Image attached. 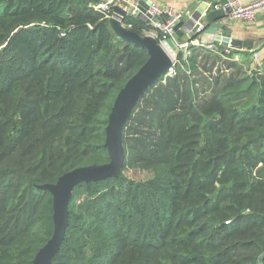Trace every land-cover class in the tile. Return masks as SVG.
Here are the masks:
<instances>
[{
    "label": "trees",
    "instance_id": "16d2710c",
    "mask_svg": "<svg viewBox=\"0 0 264 264\" xmlns=\"http://www.w3.org/2000/svg\"><path fill=\"white\" fill-rule=\"evenodd\" d=\"M100 4L0 0V264H33L52 238L53 196L39 187L110 163L109 115L149 54ZM190 51L133 111L119 178L75 188L52 264H264V67L227 75L232 63L214 71L208 55L198 68Z\"/></svg>",
    "mask_w": 264,
    "mask_h": 264
},
{
    "label": "water",
    "instance_id": "95a60500",
    "mask_svg": "<svg viewBox=\"0 0 264 264\" xmlns=\"http://www.w3.org/2000/svg\"><path fill=\"white\" fill-rule=\"evenodd\" d=\"M135 3L138 4L139 15L136 18L139 21L147 24L159 21V18L146 14L151 6L147 0H120L113 6V17L109 19L112 30L123 42H131L147 50L149 59L119 92L109 115L106 147L110 154V163L78 168L63 175L56 184L39 187L40 190L49 191L53 196L55 230L52 238L37 253L33 264H52L53 259L59 254L69 226V205L75 188L82 183L101 182L111 177L119 178L126 158L123 144L124 128L141 99L173 68L172 59L157 39L147 35L141 36L124 25V20L129 17L128 11ZM207 10V3L201 4L189 19L176 26L177 34L188 35L189 42L199 38L204 46L216 44L235 50L248 48V43L231 39L227 32L228 26L223 24L225 14L222 11H210L203 16Z\"/></svg>",
    "mask_w": 264,
    "mask_h": 264
},
{
    "label": "built area",
    "instance_id": "2783aa9c",
    "mask_svg": "<svg viewBox=\"0 0 264 264\" xmlns=\"http://www.w3.org/2000/svg\"><path fill=\"white\" fill-rule=\"evenodd\" d=\"M119 1L120 0H107L106 3L100 4L95 8L105 13L106 17L110 19L113 17V6L119 3ZM137 5V3L132 4L128 11L129 16L137 17L139 15ZM209 7L213 11H222L225 14V22L235 20L252 22L256 20L260 13L264 12V0H255L251 4H245L242 0H213ZM146 14L151 17L159 18V21L150 23L153 30L146 32L145 35L157 39L159 44L173 61L172 70L164 78V80H166L167 78L174 77L177 73V66L181 65V61L178 60L179 52H183L185 60L189 58L188 56L191 46L203 47L204 45L200 42L199 38L192 42H180L175 28L180 22L186 20V16L183 12L175 11L168 7H161L157 3L151 2V6ZM201 26L203 25L201 24ZM169 42L174 45L175 49L170 47ZM219 47L220 45L216 44L207 46L211 51H216ZM225 50L226 55H229L230 50L232 49L225 48ZM255 60H259L258 55L255 56ZM258 65L262 66V63H259Z\"/></svg>",
    "mask_w": 264,
    "mask_h": 264
},
{
    "label": "crops",
    "instance_id": "0c3cea01",
    "mask_svg": "<svg viewBox=\"0 0 264 264\" xmlns=\"http://www.w3.org/2000/svg\"><path fill=\"white\" fill-rule=\"evenodd\" d=\"M148 2L157 3L161 7H168L172 8L175 11L183 12L186 16V20L189 19L193 13L197 10V8L203 4L207 3L208 10L204 13H209L213 11L209 5L213 0H147ZM245 4H251L255 0H242ZM107 0H102V4L106 3ZM224 25H227V32L230 34L231 39L241 41L244 43H248V48L241 49V50H233V54L231 57L223 56L219 51V48L216 51H211L207 48V46L203 47H195V50L199 54L198 57V68L199 63H205L204 57L212 55L213 58H216L219 62L216 64L215 62H210L211 64H215L213 66L214 71H216L220 65L222 64L223 60L227 61V63H232L231 65L233 68H227L226 74H230L236 70L243 71L246 75L252 76V73L256 71L261 73L264 67V12L260 13L256 20L252 22L235 20V21H224ZM221 34L220 32L218 33ZM180 42L185 43L189 42L188 35L179 36ZM252 44V45H251ZM192 47V46H191ZM254 50H256L255 54ZM258 55L259 60H255V56ZM222 56V58H221ZM212 60V59H210ZM209 63V64H210ZM262 63V66L258 64ZM201 68V67H200ZM226 69V67H225ZM201 71V69H200Z\"/></svg>",
    "mask_w": 264,
    "mask_h": 264
},
{
    "label": "rangeland",
    "instance_id": "374dc122",
    "mask_svg": "<svg viewBox=\"0 0 264 264\" xmlns=\"http://www.w3.org/2000/svg\"><path fill=\"white\" fill-rule=\"evenodd\" d=\"M170 47L172 49H175L174 45L172 43H170ZM256 53V52H255ZM188 57H191V51H189V56ZM253 74V73H252ZM251 102L249 101H244L243 102V105L246 106L248 104H250ZM125 174L133 179V180H136V181H140V180H148V179H151L152 178V174L150 172H147V171H142V170H129L127 172H125Z\"/></svg>",
    "mask_w": 264,
    "mask_h": 264
}]
</instances>
